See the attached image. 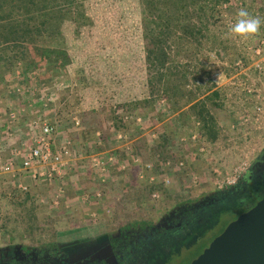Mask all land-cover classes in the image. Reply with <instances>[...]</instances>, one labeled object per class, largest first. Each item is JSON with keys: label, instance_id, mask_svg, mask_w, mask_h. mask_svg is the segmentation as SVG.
Masks as SVG:
<instances>
[{"label": "trees", "instance_id": "1", "mask_svg": "<svg viewBox=\"0 0 264 264\" xmlns=\"http://www.w3.org/2000/svg\"><path fill=\"white\" fill-rule=\"evenodd\" d=\"M122 1L137 5L134 11L140 14L131 28L127 26V32L129 35L137 33L143 53L145 95L140 100L114 103L113 107L103 103L98 105L97 110L82 113L79 118L74 117L80 121L78 129L81 140L74 151L77 161L72 164L73 171L70 175L73 179L80 170L83 179L94 175L99 186L97 192L102 195V189L109 184L114 174H128L126 178L133 187L128 186L126 181L125 191H132L137 197L139 191L135 188L138 183H144L146 196L151 199L154 192L162 190V182L175 180V171L184 170L182 161L196 158L200 155L201 148L214 146L225 139L227 132H231L230 127L239 122V119H234L226 127L218 122L217 111L223 108L222 91L213 84L211 75L214 69L208 64L210 59L205 57V53L208 50L226 64L223 53L226 49L215 30L218 24L230 18L228 15L241 8L246 9L244 0H0V85L24 87L26 81L33 85L37 81L30 79L33 72L38 73L40 82L46 72L62 73L70 69L75 61L84 57L88 59V51L84 48L90 45L92 35L89 33L96 25L90 16L89 6L121 4ZM249 5H255L258 11L251 16L256 15L255 17L264 21V0H251ZM132 14L131 12V16ZM227 22L234 24L236 21L230 18ZM228 25L227 23L225 26L227 29ZM261 25L264 26V23ZM219 28L221 27L217 29ZM208 43L211 46L206 49ZM69 44L80 47L79 51H71ZM237 62L245 66L240 58L231 64L233 70ZM83 67L79 66L75 73L77 89H99L100 83L91 76L94 73L88 74ZM18 71L19 77L16 76ZM35 85L38 87V84ZM47 89L46 96L52 88ZM7 90L11 91V88L7 87ZM11 96L19 97L14 93ZM43 99L45 100L43 96H35L31 104L33 106L35 103L43 113L40 116L46 118L44 115L54 108L51 104L48 110L42 109ZM11 110L15 108L9 112ZM49 116L50 114L47 117ZM137 119H140L139 123L136 122ZM70 121H73L72 117ZM159 124L154 131L156 139L148 136V142L141 145L138 138ZM195 133L198 140L192 142L190 138ZM116 134L126 136L129 142L138 139L134 141L130 153L118 149ZM58 135L57 144L67 140L62 131ZM184 138L185 142L182 143ZM0 140L6 145L5 134ZM175 146L180 157L175 155ZM83 149L89 156L112 151L114 161L107 166L104 183L89 161L81 159ZM135 159L139 160V164H135ZM122 164L126 166L125 172L121 171ZM147 166L150 169L147 170ZM66 172L53 182L33 183L34 186L39 183L48 186L54 184L52 193L40 201L28 190H16L17 185L10 180L15 190L4 195V200L14 210L15 218L9 219L7 215L2 217L5 222L13 223L10 227L0 225L2 237H25V240L36 244L54 241L57 236L52 225L54 221L39 209L45 208L49 213L55 214V208L63 204V190L67 188ZM140 176L143 177L142 180L139 179ZM151 177L156 178V184L150 182ZM243 187L245 188H238L239 191L235 189V185L217 191L214 197L218 198V202L207 204L199 210L198 224L194 229L196 239L205 237L206 232H201L200 228L205 227L215 215L238 209L242 215L264 198V193H260L261 188L264 189V180L262 183L255 181L254 184ZM254 196L257 197L256 202L252 200ZM54 199H57L56 206ZM143 204L144 202L136 201L137 208ZM140 256L144 260L166 258L158 247L155 251L148 250Z\"/></svg>", "mask_w": 264, "mask_h": 264}, {"label": "rangeland", "instance_id": "2", "mask_svg": "<svg viewBox=\"0 0 264 264\" xmlns=\"http://www.w3.org/2000/svg\"><path fill=\"white\" fill-rule=\"evenodd\" d=\"M244 1L247 4L246 10L250 15L258 12L255 5H249L251 0ZM89 7L90 16L96 23L89 33L92 35L90 45L84 48L85 51H88L87 57L89 58L84 57L75 61L70 69L62 73H48L45 71L46 73L42 75L40 82L38 81L39 78L35 82L36 84L38 82L43 97L47 94V88H53L57 84H63L66 87L64 90L56 92V101L52 105L55 110L52 109V113H46L47 116L50 114L49 117L46 114L44 116L49 123L54 124L60 130L64 126L61 131L66 134L73 155L76 147H79L81 138L79 129H75L73 122L70 121L71 117L78 116L79 118L82 113L99 109L98 105H103V103L113 107L114 103L140 100L145 95L146 74L143 65V53L138 43L137 33L129 35L127 32V26L131 28L130 26H133L140 18V14L134 11L135 7L137 9V5H130V2L122 1L121 4L90 5ZM131 12L133 13L132 16ZM237 13L238 11H235L228 17L236 21ZM255 16L253 15V17ZM228 19L218 24L215 30L219 41L223 43L226 49L223 52L226 64L221 62L214 54H210L208 50H206L207 54L205 53V57L210 59L211 63L208 62L210 67L214 71H220L228 80H231V82L226 81L215 84L216 89L222 91L223 108L218 110L216 115L219 124L223 127L229 125L234 119L240 121L245 113H251L253 98L250 94H247L248 90L264 95V73L257 74L253 70V58L248 51L257 42L264 40V26L261 25L260 30L255 35L240 39L230 33L232 23L227 22ZM227 23L229 24L228 29L225 27ZM218 27L221 28L217 29ZM223 27L226 29L223 30ZM209 44H207L206 49L211 46ZM75 47L74 44H69L71 51H79L80 47ZM240 58L244 61V67L247 70L238 74L232 69L231 64ZM79 66H84L83 68L88 74L90 72L94 73L91 76L100 83L101 87L99 89L92 91L77 89L75 73L79 70ZM25 83L27 84V82ZM7 87L13 88L11 84L3 88L7 98L6 102L10 100L9 97L11 96ZM20 102L24 107H30V112L24 118L23 126L28 125L30 120L43 114L37 107H32L30 103ZM6 105L7 109L8 104ZM161 105L163 106L162 103ZM4 112L5 110L0 112L2 114L0 115V128L5 132L7 123L2 122L5 118ZM159 126L160 124L148 129L141 138H138L141 145L148 142V136L151 139H156L154 131ZM12 127L13 130L18 128L16 125ZM226 135L227 137L216 145L205 146L196 158L192 160L188 158L182 161L185 165L184 170L175 171V180L162 187V190L158 192L159 199L155 201L147 198L144 183L137 184V188H135L139 191L137 197L132 194V191H125V185L128 184V186L133 187V184L126 178L128 174L122 173L113 175L109 184L102 189L104 192L98 200L94 197L99 188L96 179L93 177L94 175L88 177L89 179H83L80 170L78 173L76 172L77 176L72 179L70 174L73 168H71L65 176L67 188L63 190L64 202L55 208L57 209L56 213L51 214L45 208L39 209L43 211V215L51 216L52 221H54L52 225L57 232L54 241L36 244L25 240V237H2L0 232V250L16 248L33 251L46 249L49 245L54 244L67 245L74 242L90 241L102 235H116L119 230L134 224L152 223L156 225L169 213L180 207L198 205L201 202L207 203L213 199L218 191L215 185L219 183L217 181L219 177L230 174L236 166L243 162H247L248 166H252L253 163L258 162V159L264 157V134L255 127L239 128L238 132L229 131ZM15 136L6 140L7 144L4 146L1 145L0 141V162L16 146ZM138 139L128 141L130 150L134 141L136 142ZM121 148L120 146L119 149ZM175 148V155L180 157L179 150L176 146ZM81 157L86 159L89 154L83 149ZM191 176H196L198 183L194 185L191 182ZM126 181L127 184H125ZM20 183L26 186L28 192L38 198L39 201L40 199H46L54 188V184L48 186L45 183L34 186L33 182L27 177L20 178ZM15 184L17 185V183ZM14 190L15 187L8 177L0 178V225L13 226L12 222H5L2 217L7 215L9 219L15 218L13 215L14 210L4 200V195L12 193ZM261 191L260 193L263 194L264 189L261 188ZM252 200L256 202L257 197L254 196ZM136 201L144 202V204L137 208ZM240 212L239 209L233 212L224 211L218 214V218V215H215L214 219L212 218L205 227L200 228L201 232H206L205 237L199 240L196 239V234L193 233L191 237L184 241V244L186 242L187 244H194L192 249L183 250L180 254L178 253L179 255L175 253L168 264H192L209 247L211 242L239 217ZM200 230H197V232L200 233Z\"/></svg>", "mask_w": 264, "mask_h": 264}, {"label": "built area", "instance_id": "3", "mask_svg": "<svg viewBox=\"0 0 264 264\" xmlns=\"http://www.w3.org/2000/svg\"><path fill=\"white\" fill-rule=\"evenodd\" d=\"M233 25V24H232ZM250 56H252V68L257 74L264 73V40H261L256 43V45L248 49ZM247 68H244L241 62L235 64L236 73H241L246 71ZM16 76H20V72L16 73ZM38 78V73L33 72L30 75V79L35 81ZM219 78V79H218ZM211 79L214 84H220L223 82H231L227 79L220 71L212 72ZM66 87L63 84L55 85L51 92L44 96L45 100L42 101V109L48 110L51 104H54L56 101V92L64 90ZM39 86L37 87L35 83L33 85L26 84L23 86H16L11 89L10 94H16L18 98H29L34 99L35 96H42ZM247 94H250L253 98V106L251 113H247L242 116L237 125H232L231 131H238L239 128H248L250 126L255 127L258 131L263 132L264 134V95H261L256 91H247ZM26 111L23 107L11 110L7 116V128L5 131L6 138L14 137L21 125H23L24 117ZM73 124L76 129L80 127V121L77 118H73ZM140 122V119H137V123ZM18 126L16 130H13L12 126ZM20 126V128H19ZM12 127V128H11ZM27 134L28 142H22L19 148H12L9 153V157L6 160L0 162V178L8 177L13 182L17 183V188L22 192H27L28 188L20 183V176L22 174H27L31 182H41L49 181L53 182L54 180L61 178L62 175L71 168L72 164L77 161L74 158L72 153V148L70 143L67 140H63L57 144L58 140V131L54 124L49 123V121L41 116H37L32 119L28 125L22 127ZM22 131V132H24ZM119 147L121 146L123 150L127 153H130L131 150L128 147V139L122 134H116L115 136ZM192 142L198 140L197 135H192L190 138ZM182 143L185 142V139L181 140ZM118 147V149H119ZM203 148L199 150L202 152ZM83 159V157H81ZM88 160L92 169L99 173L101 177V182L104 183L103 177L107 174V166L114 161L112 151L109 153L101 155H92L86 159ZM19 162V163H18ZM135 164H139V160L135 159ZM180 167L182 165L180 164ZM251 166H248L247 162H243L236 166L230 174L225 177H219L215 185L216 189L222 190L224 188L237 185L241 177L249 171ZM147 170L150 167H146ZM121 171H126V166L121 165ZM139 179H143L140 176ZM191 182L195 185L198 183V178L196 176H191ZM150 182L153 184L157 183L155 177L150 178ZM164 185H169L171 182L169 180L162 182ZM161 183V184H162ZM94 197L98 200L102 197L101 193H96ZM153 201L159 199V193L154 192L151 195ZM54 205H57V199H54Z\"/></svg>", "mask_w": 264, "mask_h": 264}, {"label": "flooded vegetation", "instance_id": "4", "mask_svg": "<svg viewBox=\"0 0 264 264\" xmlns=\"http://www.w3.org/2000/svg\"><path fill=\"white\" fill-rule=\"evenodd\" d=\"M253 165V164H252ZM264 180V157L250 167L235 189ZM238 189V191H239ZM218 202L212 200L180 207L169 213L156 225L134 224L119 230L116 235L99 236L97 239L74 242L67 245H49L46 249L27 250L8 248L0 250V264H168L183 250L192 249L194 244L184 241L192 236L198 224L199 210ZM159 248L166 255L164 259L141 258L140 254ZM44 248V247H43ZM161 250V251H160ZM157 254V253H156ZM178 254V255H179Z\"/></svg>", "mask_w": 264, "mask_h": 264}, {"label": "water", "instance_id": "5", "mask_svg": "<svg viewBox=\"0 0 264 264\" xmlns=\"http://www.w3.org/2000/svg\"><path fill=\"white\" fill-rule=\"evenodd\" d=\"M192 264H264V198L229 224Z\"/></svg>", "mask_w": 264, "mask_h": 264}, {"label": "crops", "instance_id": "6", "mask_svg": "<svg viewBox=\"0 0 264 264\" xmlns=\"http://www.w3.org/2000/svg\"><path fill=\"white\" fill-rule=\"evenodd\" d=\"M27 82V81H26ZM29 83V85H31L32 86V83H30V82H27V84ZM19 84H21V83H19ZM38 84V83H37ZM20 86H22V85H20ZM3 88L4 87H2V86H0V112L1 111H4L5 110V112H4V116H5V118H4V120L2 121V122H7L6 121V115H7V113L9 112V110L10 109H13V108H15V109H17V108H20V107H23L24 109H25V111H26V115L25 116H27L28 115V113L30 112V107L29 106H27V107H24L22 104H21V102L20 101H23V103H30L31 104V102H33V100L32 99H29V98H18V97H16V96H10L9 97V101H7L6 102V100H7V98H6V95L4 94V90H3ZM6 104H8V108L6 109V107L5 106H7ZM34 105V107H36L37 105H35V103H33ZM32 105V104H31ZM32 106V107H33ZM36 109V108H35ZM32 111V110H31ZM0 115H2V114H0ZM31 121V120H30ZM29 121V122H30ZM6 124V123H5ZM4 124V125H5ZM22 126L23 125H21V129H19V131L17 132V133H15L16 134V136H15V138H16V146L14 147V148H19L20 147V144L22 143V142H28V138H30V137H28L27 136V134L26 135H24V134H22V133H20L21 131H24V129L22 128ZM63 127V128H62ZM61 127V130L62 129H64V126H62ZM3 128H4V126H3ZM19 128H20V126H19ZM61 130L59 129V128H57V131H58V133H60L61 132ZM24 133H26V132H24ZM3 134H5V132H4V130L3 129H1L0 128V138L2 137V135ZM9 138H6V140H8ZM1 141V140H0ZM1 145L2 146H4L3 145V143H5V142H3V141H1ZM7 144V143H6ZM9 157V153H8V156H6V158L4 159V160H6L7 158ZM19 163V162H18ZM22 177H27L28 178V176L27 175H22V176H20V178L22 179ZM9 179V178H8Z\"/></svg>", "mask_w": 264, "mask_h": 264}, {"label": "clouds", "instance_id": "7", "mask_svg": "<svg viewBox=\"0 0 264 264\" xmlns=\"http://www.w3.org/2000/svg\"><path fill=\"white\" fill-rule=\"evenodd\" d=\"M262 23L264 21L261 18L253 17L246 9L241 8L237 13L236 22L230 28V33L240 39H246L258 33Z\"/></svg>", "mask_w": 264, "mask_h": 264}]
</instances>
